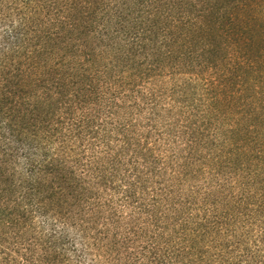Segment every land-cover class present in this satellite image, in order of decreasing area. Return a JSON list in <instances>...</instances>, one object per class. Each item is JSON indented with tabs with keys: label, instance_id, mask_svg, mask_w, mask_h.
<instances>
[{
	"label": "trees",
	"instance_id": "16d2710c",
	"mask_svg": "<svg viewBox=\"0 0 264 264\" xmlns=\"http://www.w3.org/2000/svg\"><path fill=\"white\" fill-rule=\"evenodd\" d=\"M0 264H264V0H0Z\"/></svg>",
	"mask_w": 264,
	"mask_h": 264
},
{
	"label": "rangeland",
	"instance_id": "374dc122",
	"mask_svg": "<svg viewBox=\"0 0 264 264\" xmlns=\"http://www.w3.org/2000/svg\"><path fill=\"white\" fill-rule=\"evenodd\" d=\"M260 21H262V20H260Z\"/></svg>",
	"mask_w": 264,
	"mask_h": 264
}]
</instances>
